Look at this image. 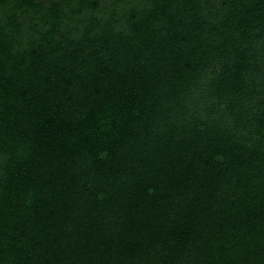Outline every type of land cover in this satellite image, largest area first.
Here are the masks:
<instances>
[{
  "label": "trees",
  "instance_id": "trees-1",
  "mask_svg": "<svg viewBox=\"0 0 264 264\" xmlns=\"http://www.w3.org/2000/svg\"><path fill=\"white\" fill-rule=\"evenodd\" d=\"M0 264H264V0H0Z\"/></svg>",
  "mask_w": 264,
  "mask_h": 264
}]
</instances>
